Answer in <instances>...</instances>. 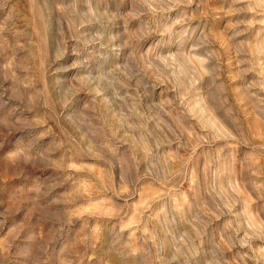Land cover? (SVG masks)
<instances>
[{"label":"rangeland","instance_id":"1","mask_svg":"<svg viewBox=\"0 0 264 264\" xmlns=\"http://www.w3.org/2000/svg\"><path fill=\"white\" fill-rule=\"evenodd\" d=\"M0 264H264V0H0Z\"/></svg>","mask_w":264,"mask_h":264}]
</instances>
